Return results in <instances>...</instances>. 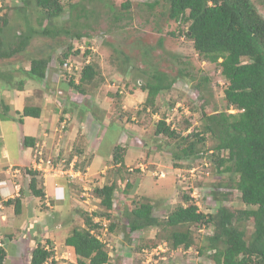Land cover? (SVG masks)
Segmentation results:
<instances>
[{"label":"rangeland","instance_id":"rangeland-1","mask_svg":"<svg viewBox=\"0 0 264 264\" xmlns=\"http://www.w3.org/2000/svg\"><path fill=\"white\" fill-rule=\"evenodd\" d=\"M28 1L25 7L27 17H24L22 0H0V15L7 19L0 31L3 48L17 41L19 33H26L28 26L42 28L35 1ZM61 1L64 7L61 15L47 24L43 21L49 34H34L22 52L0 60V69L7 63L5 71L15 76L12 81L24 80L28 86L37 85L42 89L46 80L53 91L62 90L66 97L72 87L58 59L67 45L76 48L82 45L86 48L84 52L81 53L80 49L71 56L82 61L83 57L90 55L98 72L94 77L97 87L88 86L90 93L83 98L84 102H88L86 111L89 121H93V129L88 138L86 134L85 141L80 132L76 133L74 140H70L68 128L57 131L48 128L51 134L49 142L52 136L64 140L63 145L49 147L43 144L44 136L38 130L37 149L42 151V159L51 160L57 170L46 169L44 164L41 170H36L37 187H42L45 193L40 198L31 194L28 188L29 174L23 167L19 172L21 176L15 181L20 185L18 194L23 199L21 212L15 214L13 206L0 203V240L7 251L5 264H29L30 252L37 241L52 248L51 259L55 264L74 261V254L65 245L64 239L73 227L84 225L81 212L95 215L104 211L95 188L112 181L116 184L112 209L107 216H94L102 224H98L96 233L109 255L105 264H214L210 258L211 252L201 253L198 248L203 238L211 233V225L204 222L189 224L196 244L187 248H173L166 239L172 231L170 227L150 226L129 231L126 215L139 202L148 201L152 204L154 217L164 220L177 205L183 202V205L189 204L190 198L195 199L198 211L205 215H209V212L213 214L216 202L210 190L217 189L216 185L226 193L219 196L222 204L229 209L244 207L239 200V192L232 186L238 178L237 174H216L218 172L208 154L174 156L188 141H196L187 134L197 133L201 129L202 103L207 102L204 108L209 113L224 110L227 80L220 73L219 65L197 55L191 39L184 34L186 24L168 17V4L163 0L152 7L153 0ZM127 2L130 4L125 8ZM254 3L264 17V0H254ZM77 33L80 36H75ZM46 54L49 56L46 79L35 83L25 72L32 58ZM155 69L172 76L182 69L183 73H190L195 79L177 77L170 89L158 93L154 106L144 108L146 91H142L141 86ZM202 77H207L208 83L203 82V91L199 93L196 81ZM72 89L76 98L83 96L75 88ZM63 92L56 94L63 96ZM67 112L71 120L77 118L75 120L79 121L84 117L82 114L73 117L70 111ZM160 119L176 129L179 137L156 134L155 125ZM54 124L57 126L55 120ZM204 136L203 142L197 141V149L209 152L208 148L214 144V140L209 135ZM117 143L122 147L124 167L118 168L111 157L103 158L97 165V171L90 176L80 178L76 175L78 158L73 153L87 147L85 163L90 160L93 151L104 155ZM60 168L63 170L60 171ZM68 171L76 176L68 174ZM48 179H53L54 186L46 184ZM59 185L68 192L65 199L53 196ZM235 214L239 215L237 212ZM252 221L248 219L244 222L248 232L253 228Z\"/></svg>","mask_w":264,"mask_h":264},{"label":"trees","instance_id":"trees-1","mask_svg":"<svg viewBox=\"0 0 264 264\" xmlns=\"http://www.w3.org/2000/svg\"><path fill=\"white\" fill-rule=\"evenodd\" d=\"M34 1L39 9L42 28L28 26V31L19 33L18 40L9 43L6 49L3 48L4 43L0 35V58L9 59L22 52L34 34H49L43 21H46V24L51 22L61 15L64 9L61 0ZM159 1L153 0L150 7ZM163 1L168 4L169 18L187 24L185 35L192 40L193 47L200 56L211 62H217L218 58L222 59L219 65L222 75L227 80L224 88V110L209 113L204 108L207 102L202 103L201 129H198L197 133L187 134L190 139L194 137L196 141H188L186 146L178 150L180 153L175 152L174 156L178 158L200 155L201 151L197 149L196 143L203 142L205 134L209 135L214 144L208 148L211 151L208 156L214 163L215 171L222 172L225 169L233 174H239L233 186L242 193L241 198L247 207L232 212L218 205L214 214L205 215L197 211V207L191 202L186 206L177 205L164 220H160L152 215L151 203L142 201L133 206L126 215L128 230L164 225L172 230L166 238L172 247L180 245L190 247L195 245L196 241L188 225L209 223L213 230L203 238V243L199 244L198 248L201 253L211 250L210 258L214 264H264V17L258 11L254 0ZM127 3L124 6L128 7ZM22 4L23 15L27 17L25 7L29 1L22 0ZM6 23L7 19L0 15V31ZM75 36H80V33ZM71 50V45H67L58 59L59 64L69 56ZM48 62L47 54L32 58L27 70L29 77L42 80ZM95 64L91 60L83 67L78 84L69 81L72 88L85 94L90 92L88 86L97 87L94 80L98 73ZM154 71L149 80L141 86V89L146 91L144 108L154 106L158 93L170 89L177 77L195 79L190 73H183L182 69H178L174 76L157 69ZM198 80L196 90L201 93L203 91L201 85L207 78L202 77ZM39 108L26 104L22 115L37 117L40 114ZM231 108L234 112L228 111ZM154 132L169 138L179 137L176 129H171L162 119L156 123ZM34 141L35 137H23L26 146H33ZM121 149V145H114L111 153V158L118 168L125 166ZM25 171L29 174L28 188L31 194L43 198L45 196L43 188L37 187V171L32 168ZM115 185L112 181L95 188V193L100 197V204L104 208V211L94 213L95 215L98 214L99 217L108 215V211L113 207ZM2 204L13 206L15 214L21 212L20 196L3 200ZM236 212L240 216L235 214ZM95 215L81 212L84 225L73 227L64 239L65 245L74 254V261L67 264L108 262V252L103 242L95 235L99 228L94 220ZM248 219L253 220V228L249 232L244 224ZM52 254L53 250L49 245L46 247L44 243L37 241L30 252L29 264H48ZM6 255V249L0 246V264H4ZM50 261V264H55L52 259Z\"/></svg>","mask_w":264,"mask_h":264},{"label":"crops","instance_id":"crops-1","mask_svg":"<svg viewBox=\"0 0 264 264\" xmlns=\"http://www.w3.org/2000/svg\"><path fill=\"white\" fill-rule=\"evenodd\" d=\"M3 59L7 58H0V60ZM6 65L7 63L0 69V197H2V199L13 197L18 194L20 185L15 181L19 178L20 170L23 169V167V170H25V167H31L34 164V149L35 146L38 145L36 137L38 130H40L39 134L44 136L42 138L43 144L46 146H53L63 145L62 143L64 140L62 137L55 139L52 136L49 142L51 134L50 132L48 133V128H53L54 131L59 130V120H62L64 116L69 117L70 122L68 121L66 128H68L70 140H74L76 133L78 134V132H80V134H83L82 139L87 141V138L92 132L91 129H93V126L91 127L93 121H89L88 119V113L86 111L88 102H84V95L76 98L74 92L69 91L68 95L65 97L63 91H53L52 88L49 87V84H46V80L43 81L44 85L41 87L42 89H39L37 85L35 87L32 85L28 86L25 84L24 80L18 81L15 79L12 81L15 76L8 74L9 71H5ZM48 71L49 67L47 64L43 79H46ZM23 72H25V70ZM25 73L28 75L27 71ZM6 78H8L9 81L5 80ZM33 80L35 83L42 82V80ZM39 92L43 94H39ZM56 92L59 94L63 92V96L58 95L59 98ZM68 96H71V98H68ZM26 104L40 107L39 116L32 117L30 115H20ZM84 105L86 106L84 107ZM67 111H70L73 117H76L78 114L84 115V120L83 118L79 121L75 120L77 118L71 120ZM17 118H20V120H17ZM54 120L58 127L55 126ZM85 126H87L86 133L84 132ZM120 131H122V129ZM24 136L35 137L34 145H24ZM119 142L120 141H118V143ZM87 150L88 148L86 147V150L84 149L81 151V149H79L77 153H73V156L75 154V157L78 158L76 172L80 178L81 176L84 178L90 176L93 171L96 172L98 169L97 165L102 162L103 158L110 159L112 151L111 149L110 152L108 151V153L104 155L100 152L93 151L89 162L84 163L83 160L85 154L88 153ZM46 184H50V187L54 186L53 179L46 180ZM56 187L58 188L56 189L54 187L55 191L53 196L62 195L63 199H65L68 193L66 189L62 185ZM21 201H23V199ZM6 260L7 256L5 261Z\"/></svg>","mask_w":264,"mask_h":264},{"label":"clouds","instance_id":"clouds-1","mask_svg":"<svg viewBox=\"0 0 264 264\" xmlns=\"http://www.w3.org/2000/svg\"><path fill=\"white\" fill-rule=\"evenodd\" d=\"M152 3V2H151ZM128 4V6H129V2L127 3ZM124 5H126V4H124ZM1 6V5H0ZM125 8H126V6H124ZM177 22H181V21H178V20H176ZM186 24V23H185ZM186 30H187V24H186V29H185V31H184V34H185V32H186ZM186 36V35H185ZM192 41V40H191ZM193 43V42H192ZM84 46H85V44H84ZM79 48H76V47H73L72 45H71V48H72V50H71V52H70V54H69V56L68 57H65L64 59H63V61H62V63H61V66H62V69H63V71H64V75H66V76H68V79H69V81L70 80H72L73 81V83L74 84H78L79 82H80V76H81V72H82V70H83V67L86 65V64H88L91 60H90V55H86L85 57H83V59L84 60H80V59H77L76 57H72L71 56V53H75V52H79V50L81 49V53H83L84 52V50L86 49H84V47L82 46V45H79L78 46ZM196 51V50H195ZM196 53H197V51H196ZM197 55H199L198 53H197ZM200 56V55H199ZM202 59H204L202 56H200ZM204 60H206V59H204ZM222 59L221 58H218V60H217V62H211V61H209V60H206V61H208V62H211V63H216L217 65H219V63H220V61H221ZM49 63V62H48ZM65 63H67L68 65H70V68H68V66L67 65H65ZM47 67V66H46ZM219 69H220V73H221V66L219 65ZM222 74V73H221ZM223 76V75H222ZM224 77V76H223ZM207 78V77H206ZM43 80V79H42ZM207 80H208V78H207ZM9 81V80H8ZM203 82H206V83H208L207 81H203ZM69 86H71L72 87V85H70V83H69ZM68 88H70V87H68ZM71 89V91L72 92H74V90L72 89V88H70ZM62 91V90H61ZM142 91H145V90H142ZM75 93V92H74ZM78 93H80L79 91H78ZM90 92H88V93H85V94H89ZM61 94H62V92H61ZM81 95H85V94H82V93H80ZM145 97H146V95H145ZM145 100V99H144ZM201 106H202V104H201ZM87 108H88V106H87ZM229 112H234V110L231 108V109H229L228 110ZM21 115H22V111H21ZM22 116H25V115H22ZM33 117V116H32ZM38 117V116H37ZM17 120H20V118H17ZM68 121H69V118L67 117V116H64L63 118H62V120H59V123H60V130H63V129H65L66 128V126H67V124H68ZM170 126V125H169ZM170 128L171 129H174L173 127H171L170 126ZM117 145V144H116ZM120 145V144H119ZM37 146L38 145H36L35 146V149H34V167H28V168H32V169H34V170H41V167H42V165L44 164L45 165V168L46 169H48L47 168V165H48V163H47V161L49 160V159H47L46 161H44L43 159H42V151H41V155H38L37 157H36V151H38V149H37ZM114 147V146H113ZM112 150H113V148H112ZM209 152H203V151H201L199 154L200 155H205V154H208L209 155V153H211V151L210 150H208ZM111 153H112V151H111ZM225 155H227L226 153H225ZM39 158H41L42 159V163L40 164L39 162H37L38 161V159ZM50 161V163H51V165H52V168H53V170L54 171H56L57 169H55L54 168V166H53V164H52V161L51 160H49ZM87 163L89 162V160H87L86 161ZM69 165H70V167H72L73 166V163L70 161V163H69ZM43 168V167H42ZM62 168V167H61ZM46 169H42V171H44V172H47L46 171ZM72 170V169H71ZM51 171V170H50ZM73 171V170H72ZM26 172V171H25ZM70 173H71V171H70ZM219 173H231L230 171H225V169H223V171L222 172H218V173H216V174H219ZM69 174V173H68ZM233 174V173H232ZM71 175L72 176H78V173L76 172V175H73L72 173H71ZM237 177H239V174H237ZM238 179V178H237ZM236 179V180H237ZM220 184H222L221 182H219ZM105 184V183H104ZM102 186V185H101ZM233 186V185H232ZM217 189H212V190H210V193H211V195H213L214 197H215V202H216V209H215V212H216V210H217V207H218V205L219 206H223V207H225V208H227V209H229L228 207H227V205H224V204H222V201H221V199H219V196L220 195H222V196H225V192L224 191H220V187H219V185H216L215 186ZM233 187H235V186H233ZM58 187H56V189H57ZM236 188V187H235ZM236 190H237V188H236ZM115 191V190H114ZM238 191V190H237ZM239 192V191H238ZM114 195V194H113ZM241 195H242V193H240L239 192V200L241 199V202L243 203V208H246L247 206H246V203L242 200V198H241ZM16 196H20L19 194H17V195H15V196H13V197H9V198H14V197H16ZM2 198V197H1ZM21 198V197H20ZM57 198L58 199H63V197H62V195H57ZM185 198H187L188 199V197L186 196ZM6 199H8V198H6ZM6 199H2V201L3 200H6ZM192 200V201H191ZM2 201H0L1 202V204H2ZM188 202L189 203H191V202H193L194 203V205L197 207V205L195 204V199L193 198H190L189 200H188ZM21 204H22V201H21ZM184 204V202L183 203H181V205H183ZM3 205V204H2ZM152 205V204H151ZM187 205V204H186ZM186 205H183V206H186ZM153 208V207H152ZM243 208H240V207H234V208H232V209H229V210H235V209H243ZM197 211H198V209H197ZM200 212V211H199ZM214 212V213H215ZM213 213V214H214ZM208 214H210V212L208 213ZM153 215V214H152ZM154 216V215H153ZM103 217V216H102ZM98 224H100L101 226H102V224H101V221H98V219H94ZM201 224H203V223H201ZM207 225H211V224H209V223H207ZM212 226V225H211ZM212 230H213V226H212ZM212 232V231H211ZM211 234V233H210ZM95 235H97V233H95ZM97 237L99 238V236L97 235ZM100 239V238H99ZM101 240V239H100ZM102 241V240H101ZM103 242V241H102ZM103 244H104V242H103ZM0 246H3V244L1 243V240H0ZM159 246V245H158ZM180 246H183V245H180ZM46 247H48V245H46ZM179 247V246H178ZM184 247V246H183ZM174 248V247H173ZM176 248V247H175ZM187 248V247H186ZM207 251H209V252H212L211 250H207ZM7 252V251H6ZM7 256V255H6ZM30 258V257H29ZM6 259V258H5ZM5 262V261H4ZM5 264V263H4Z\"/></svg>","mask_w":264,"mask_h":264},{"label":"built area","instance_id":"built-area-1","mask_svg":"<svg viewBox=\"0 0 264 264\" xmlns=\"http://www.w3.org/2000/svg\"><path fill=\"white\" fill-rule=\"evenodd\" d=\"M65 65H67L68 68H70V65H68L67 63H65ZM35 155H36V157H37L38 155H41V151H40V150L36 151V154H35ZM37 162H39V163L41 164V163H42V159L39 158ZM47 163H48L47 168H51V170H52L53 168H52V165H51V163H50L49 160L47 161ZM61 170H63V169L60 168V171H61ZM68 173L71 174L70 171H68Z\"/></svg>","mask_w":264,"mask_h":264}]
</instances>
